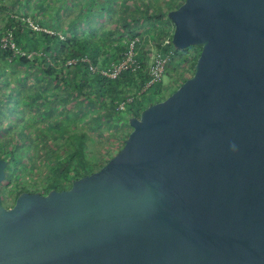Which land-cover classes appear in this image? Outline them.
Returning <instances> with one entry per match:
<instances>
[{
	"label": "water",
	"instance_id": "95a60500",
	"mask_svg": "<svg viewBox=\"0 0 264 264\" xmlns=\"http://www.w3.org/2000/svg\"><path fill=\"white\" fill-rule=\"evenodd\" d=\"M193 74L100 169L0 195V264H264V0L168 11ZM7 161L0 158V183Z\"/></svg>",
	"mask_w": 264,
	"mask_h": 264
},
{
	"label": "rangeland",
	"instance_id": "374dc122",
	"mask_svg": "<svg viewBox=\"0 0 264 264\" xmlns=\"http://www.w3.org/2000/svg\"><path fill=\"white\" fill-rule=\"evenodd\" d=\"M183 1L7 0L11 6L3 8L0 2V34L4 18L17 13L22 22L34 31L58 35L60 39L85 36L91 44L99 43L100 50H109L118 42L125 43L128 50L131 40L138 38V41L142 40L141 45L136 47L135 44L134 51L137 57L143 49V57L138 60L147 68L159 50L158 45L168 42L173 33L172 22L164 16L166 11ZM39 5H48V9L40 10ZM157 14L163 17L154 27L152 23ZM52 19L57 21V28L52 27ZM68 24H73V27L71 31L64 32ZM136 28L142 38L130 36L129 32ZM5 38L4 33L0 42ZM102 53H98V64ZM32 54L30 52L28 57ZM176 58L167 63L160 77L164 98L191 73V61ZM68 60L64 62L62 56L56 58L55 73L56 69L68 64ZM76 65L71 64V68H67L66 80H55L37 66L18 65L11 59L6 62L0 59V150L5 151L9 145L15 144L17 152H24L28 166L33 168L31 174L22 170L18 178L14 171H7L5 178L8 176L9 182L5 179L0 183L6 205L14 203L15 191L20 188L43 192L42 183L51 179L57 161L70 164L68 178L75 175L74 168L79 165L80 158L88 164L96 163L94 171L100 169L118 152L131 131L120 115L112 117L113 112L105 105L84 98L82 92L71 87L81 79ZM132 89V86H124L127 100H130ZM104 101L109 103L108 98ZM76 148H81V157L76 155ZM63 183L68 185L69 181Z\"/></svg>",
	"mask_w": 264,
	"mask_h": 264
},
{
	"label": "trees",
	"instance_id": "16d2710c",
	"mask_svg": "<svg viewBox=\"0 0 264 264\" xmlns=\"http://www.w3.org/2000/svg\"><path fill=\"white\" fill-rule=\"evenodd\" d=\"M0 2L3 3V8L11 6L12 4L11 2H7V0H0ZM179 5L180 4L170 7L166 11L164 16L168 21L171 22V20L167 17L168 11L177 8ZM38 8L40 10L45 8L48 9V5H39ZM162 17L163 16L158 14L155 15L154 21L152 23L154 27L158 26L160 20H162ZM4 21L5 23L2 29L3 32H1L0 36H2L4 33L5 36L10 35V42L14 44L15 48L23 51L25 54H14V49L11 48L8 43L7 46L0 47V59L4 62L8 61V59H11V62L17 63L18 65H31L33 67L37 66L45 75L55 80H66L65 72L67 71V68H71V64H65L63 68L56 69L57 73H55L54 68L56 67V63L54 62L59 56H62V60L64 62L70 58L72 59L86 56L89 59V63L96 66L98 69H108L112 63H118L125 56L124 54L127 51V45L125 43L118 42L113 48H110L109 50H100L98 45L99 43L94 42L91 44L89 38L85 36L80 39H69L65 37V39H60L58 35L43 31H34L27 27L26 23L22 22L17 13L10 14L7 18H4ZM129 33L131 37L139 36L142 38L138 28L130 31ZM171 37L165 44L158 45L159 50L162 52L167 50L173 51L174 55L171 57L170 62L175 61V59H177L176 57H180L184 61H191V73L179 82V84L176 86V88H178L183 81L193 74V68L199 55L200 47L189 46L185 49L177 50L171 44ZM141 41L136 43V47L141 45ZM100 51H103V53L101 55V63L98 64L97 57ZM142 51L143 49L140 50L137 59L143 57L141 56ZM30 52H33L31 55L32 58L28 57ZM50 60L53 61V63H49ZM89 63L85 61H78L76 63V71L81 76V79L71 87H73V89H77L79 92H82L84 98L105 105L110 112H113L111 114L113 115L112 117H115V115H120L122 120L125 119V124L127 125H129V117H138L142 109L150 104L164 99V97H162L163 88L160 80L147 85L151 76L149 75L148 67L146 68L145 63L142 64L140 62V68L135 70H132L131 68L124 69L114 78L102 75L99 70L94 72L91 71L89 68ZM124 86H132L133 88L130 100H127V96L124 93ZM174 90H171L169 95ZM107 98L109 103L104 101ZM121 103L123 104L120 106ZM75 151L76 155L79 157L82 156L79 155L82 153L81 148H76ZM0 158H3L7 161L8 169L6 170V173L8 170H12L14 171L17 178L21 175L22 170L27 174L32 173L33 168L28 166V160L25 158L24 152L18 153L15 144L9 145V148H7L5 151L0 150ZM78 163L79 165L74 168L75 175L68 178L70 164H64L63 162L57 161V165L53 167L51 172V179H47L44 183H42L43 192L41 193L46 194L52 189H67L71 186L73 179L94 172L93 168L97 165L96 163H85L83 158L78 159ZM81 170H84V172L81 173ZM7 177L5 179L7 182H9ZM66 180L69 181L68 185L63 183ZM15 188L16 187H14L12 190ZM24 190L32 192L28 188H20L15 191L16 193L14 192L15 199L18 194ZM33 192L37 191L35 190ZM0 195L2 198V204L5 207H10L12 204L6 205L4 202L5 196L1 192Z\"/></svg>",
	"mask_w": 264,
	"mask_h": 264
},
{
	"label": "built area",
	"instance_id": "2783aa9c",
	"mask_svg": "<svg viewBox=\"0 0 264 264\" xmlns=\"http://www.w3.org/2000/svg\"><path fill=\"white\" fill-rule=\"evenodd\" d=\"M11 36H6L5 39L1 40L0 47H5L10 45L11 48L14 49V54H25L23 51H20L19 49L15 48L14 44L10 42ZM138 38H134L129 43L128 50L125 52V56L118 62L111 64L108 69L100 68L98 69L96 66H93L91 63H89V59L86 56H82L79 58H72L68 60V64H76L78 61H85L89 63V68L91 71L99 70V72L102 75H105L110 78L116 77L122 70L131 68L132 70L138 69L141 66L140 61L137 59L135 51H134V45L138 42ZM174 55L172 50L167 51H160L156 52L152 58V61L150 62V65L148 66V72L150 77L149 82L153 83L157 80H160V77L162 76L164 72V68L167 65V63L170 61L171 57Z\"/></svg>",
	"mask_w": 264,
	"mask_h": 264
},
{
	"label": "crops",
	"instance_id": "0c3cea01",
	"mask_svg": "<svg viewBox=\"0 0 264 264\" xmlns=\"http://www.w3.org/2000/svg\"><path fill=\"white\" fill-rule=\"evenodd\" d=\"M21 2V1H20ZM55 18V17H53ZM74 22V20L72 21V23ZM51 24H52V27L55 28L56 27V24H57V21L54 19L51 20ZM73 25V24H72ZM72 25L68 24L67 27L65 28V30L63 29L64 32H68V31H71V28L73 27ZM57 28V27H56Z\"/></svg>",
	"mask_w": 264,
	"mask_h": 264
}]
</instances>
